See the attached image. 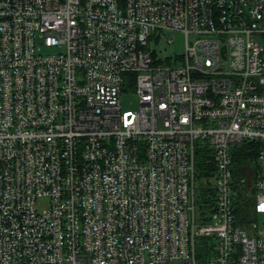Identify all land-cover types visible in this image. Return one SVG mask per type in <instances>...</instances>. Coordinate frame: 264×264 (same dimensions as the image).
Returning a JSON list of instances; mask_svg holds the SVG:
<instances>
[{
  "label": "built area",
  "instance_id": "built-area-1",
  "mask_svg": "<svg viewBox=\"0 0 264 264\" xmlns=\"http://www.w3.org/2000/svg\"><path fill=\"white\" fill-rule=\"evenodd\" d=\"M246 141L264 215V0H0V264H264Z\"/></svg>",
  "mask_w": 264,
  "mask_h": 264
},
{
  "label": "trees",
  "instance_id": "trees-1",
  "mask_svg": "<svg viewBox=\"0 0 264 264\" xmlns=\"http://www.w3.org/2000/svg\"><path fill=\"white\" fill-rule=\"evenodd\" d=\"M258 150L257 144L246 141L236 146L233 151V163L238 189V196L235 202V219L242 226H246L255 220V191L252 189L247 192L248 194L246 192L242 193L241 191L244 192L245 187L240 182L247 177L248 172H245L247 168H251L253 173L256 171ZM213 165L214 161L210 154L198 152L197 168L199 171L207 170V173H214ZM204 193L201 191L199 194L198 207L200 212L210 211L214 205V198L206 197ZM213 245L212 238L202 237L199 239L197 253L201 264H205L206 261L212 258L211 249Z\"/></svg>",
  "mask_w": 264,
  "mask_h": 264
},
{
  "label": "rangeland",
  "instance_id": "rangeland-1",
  "mask_svg": "<svg viewBox=\"0 0 264 264\" xmlns=\"http://www.w3.org/2000/svg\"><path fill=\"white\" fill-rule=\"evenodd\" d=\"M155 50H157L160 53L161 57H167V56H175L179 55L184 51V38L183 35L180 33H176L175 35V42L171 45L168 46L165 43H160L157 47H153ZM54 50L50 49H44L43 53L48 54V53H53ZM122 108L124 111H137L139 109V103H138V98L132 94H126L124 93L122 95ZM248 172L247 177H245V182L246 185L244 186V192L241 191L242 193H247L251 191L252 188V177L254 176L253 170L250 168L245 171ZM248 194V193H247ZM254 219L257 220L259 225H263L264 223V215H258L254 216Z\"/></svg>",
  "mask_w": 264,
  "mask_h": 264
}]
</instances>
